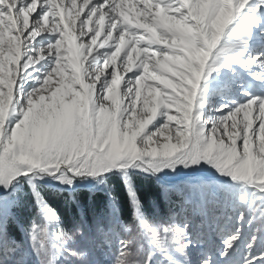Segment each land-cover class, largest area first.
Instances as JSON below:
<instances>
[{"label": "snow or ice", "instance_id": "snow-or-ice-1", "mask_svg": "<svg viewBox=\"0 0 264 264\" xmlns=\"http://www.w3.org/2000/svg\"><path fill=\"white\" fill-rule=\"evenodd\" d=\"M0 264H264V0H0Z\"/></svg>", "mask_w": 264, "mask_h": 264}, {"label": "trees", "instance_id": "trees-1", "mask_svg": "<svg viewBox=\"0 0 264 264\" xmlns=\"http://www.w3.org/2000/svg\"><path fill=\"white\" fill-rule=\"evenodd\" d=\"M113 183H118V178H117V180L113 181ZM82 195L86 196L87 193H83ZM101 199H103L102 194H101V193H97V194H96V202L99 203V201H100Z\"/></svg>", "mask_w": 264, "mask_h": 264}, {"label": "rangeland", "instance_id": "rangeland-1", "mask_svg": "<svg viewBox=\"0 0 264 264\" xmlns=\"http://www.w3.org/2000/svg\"><path fill=\"white\" fill-rule=\"evenodd\" d=\"M81 2H82V0H78V4L81 3Z\"/></svg>", "mask_w": 264, "mask_h": 264}]
</instances>
